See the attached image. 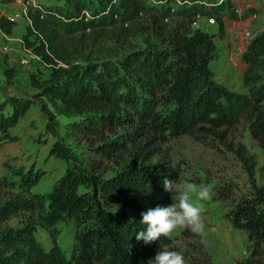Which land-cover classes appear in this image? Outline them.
Instances as JSON below:
<instances>
[{"label": "trees", "instance_id": "obj_1", "mask_svg": "<svg viewBox=\"0 0 264 264\" xmlns=\"http://www.w3.org/2000/svg\"><path fill=\"white\" fill-rule=\"evenodd\" d=\"M38 1L24 0L28 24L22 42L42 58L50 75H32L37 89L32 96L4 95L0 138L16 141L12 129L37 98L45 99V130L56 139L50 152L64 159L67 168L50 190L41 192L33 188L45 169L5 164L7 172L0 173V264H148L171 244V234L147 244L136 238L146 227L140 222L143 211L172 203L162 185L164 177L172 178L164 147L170 136L216 134L225 139L245 118L264 149V30L242 55L246 91H235L216 80L211 66L218 56L215 37L225 33V17L239 16L233 0H182L174 13L172 5L162 7L154 19L158 43L85 63L73 61L69 37L118 20L134 21L148 9L144 0H63L53 6ZM198 13L214 17L218 33L195 26ZM171 15L178 18L172 26L165 22ZM16 26L0 15L4 34L12 35ZM4 72L8 81L16 75L12 67ZM60 115L72 118L67 123L71 135L88 141L86 160L63 141ZM229 146L246 168L251 190L230 198L225 216L247 233L244 264H264V186L256 180L258 163L245 145ZM150 186L163 193L148 191ZM13 218L18 225L10 224ZM59 222L75 225L70 257L57 241L46 248L36 236L39 229L52 230ZM200 246L204 252L202 239Z\"/></svg>", "mask_w": 264, "mask_h": 264}, {"label": "rangeland", "instance_id": "obj_2", "mask_svg": "<svg viewBox=\"0 0 264 264\" xmlns=\"http://www.w3.org/2000/svg\"><path fill=\"white\" fill-rule=\"evenodd\" d=\"M42 2L43 6H53L61 5L63 0H42ZM144 2L148 9L134 21L118 20L116 25L104 29H87L84 33L77 32L70 36L68 41L69 49L73 51V61L85 63L90 59L120 57L134 47L158 43L156 37L158 31L154 25L156 13L160 8L168 5H175L176 9L183 5L177 0H144ZM32 3L38 5L39 1L32 0ZM233 3L239 16L225 17V33L224 36L215 37L218 56L211 66L218 82L235 91H246L243 74L247 65L243 62L242 55L247 42L264 30V0H251L243 5L239 0ZM25 7L24 0H0V15L8 16L16 13L22 15ZM208 17L201 14L195 26L218 33V22L210 23ZM177 20V16L171 15L165 22L172 26ZM27 24L28 20L25 17L19 18L13 34L8 37L0 30V101L5 94L32 96L37 91L32 85V75L38 79L50 75V68L47 66L33 64L22 67L18 63L24 47L22 36ZM123 29H128L129 35L125 36ZM6 44L11 46L8 53L2 51V47ZM7 67L16 70L12 81H8L5 75L4 71ZM42 101L45 99L37 98V102L12 129V133L18 136L16 141H3L0 138V173L7 172L6 163L15 166L24 165L26 168L36 164L45 169L46 174L33 189L46 192L65 172L67 162L50 152L56 139L45 130L47 116L41 108ZM71 119L61 115L57 117L62 139L73 153L86 160L90 157L89 143L69 133L67 123ZM230 142L235 145L240 143L245 145L249 153L256 157L258 163L256 180L259 185L264 186V149L252 137L245 118L241 119L235 133L225 139L216 134H206L201 137L182 134L170 136L164 143L165 151L169 153L171 180L175 189L173 192L167 191L172 203L179 202V192L186 185H206L210 190L207 199H201L195 192L192 193L193 202L203 210V230L197 232L190 226L178 227L171 233V244L160 249L181 251L187 264H193L195 261L199 264L204 262L244 264L248 256L246 231L234 227L225 216L231 199L235 196L248 195L251 190L247 170L235 150L230 148ZM153 190L157 194L163 193L154 186L148 188V191ZM10 224L18 225V219H11ZM36 236L46 248L57 241L70 257L74 247L75 225L72 222H59L52 230L39 229ZM200 239L203 240L207 260H204L206 256L201 252Z\"/></svg>", "mask_w": 264, "mask_h": 264}, {"label": "clouds", "instance_id": "obj_3", "mask_svg": "<svg viewBox=\"0 0 264 264\" xmlns=\"http://www.w3.org/2000/svg\"><path fill=\"white\" fill-rule=\"evenodd\" d=\"M162 185L167 191L175 190L173 180L168 177H164ZM193 192L201 199H207L210 196V190L206 185H186L179 192L178 203L174 200V203L157 205L141 213L140 222L146 227L137 232L136 238L147 244L158 240L162 235H170L181 226H190L193 231L197 232L202 231L204 228L203 210L193 202ZM148 264H187V262L181 251L162 249L149 260Z\"/></svg>", "mask_w": 264, "mask_h": 264}, {"label": "built area", "instance_id": "obj_4", "mask_svg": "<svg viewBox=\"0 0 264 264\" xmlns=\"http://www.w3.org/2000/svg\"><path fill=\"white\" fill-rule=\"evenodd\" d=\"M177 1H179V2H181L183 4V1L182 0H177ZM220 2H222V0H220ZM25 5H26V7H25L22 15H19V13H16V15L15 14L14 15H8V18L11 19L12 21H15V22H17L19 20V18H22V17H25L26 18V14H27V4L25 3ZM175 10H176L175 5H172L171 12L174 13ZM20 16H22V17H20ZM200 16H201L200 13H198L196 15V22H195V24L198 23ZM208 20H209L210 23H215V21H216V19L214 17H212V16L208 17ZM5 36H7V35H5ZM10 49H11V46L8 45V44H6V45H4L2 47V51L4 53H8L10 51ZM18 63L22 67L23 66L24 67H29V66H32L33 64H39V65L47 66L43 62L42 58L39 55H37L35 52H33L30 48H26L25 46L23 47V51H22V53H21V55L19 57Z\"/></svg>", "mask_w": 264, "mask_h": 264}, {"label": "crops", "instance_id": "obj_5", "mask_svg": "<svg viewBox=\"0 0 264 264\" xmlns=\"http://www.w3.org/2000/svg\"><path fill=\"white\" fill-rule=\"evenodd\" d=\"M233 1H235V0H233ZM239 1H242L243 3H242V5L243 4H246V2H248V1H251V0H239ZM236 4V3H235ZM6 35V34H5ZM250 42V41H249ZM249 42H247V45L249 44ZM247 45H246V47L244 48V51L246 50V48H247ZM243 51V52H244ZM244 69H245V64H244Z\"/></svg>", "mask_w": 264, "mask_h": 264}]
</instances>
